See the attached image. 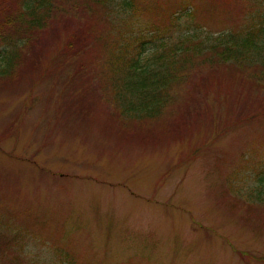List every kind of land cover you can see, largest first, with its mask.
I'll use <instances>...</instances> for the list:
<instances>
[{"label":"rangeland","instance_id":"rangeland-1","mask_svg":"<svg viewBox=\"0 0 264 264\" xmlns=\"http://www.w3.org/2000/svg\"><path fill=\"white\" fill-rule=\"evenodd\" d=\"M75 1L78 16L53 13L9 55L0 43V264H26L29 240L50 243L53 264H264V83L223 63L189 69L156 118L125 113L109 79L113 50L173 20L169 40L264 22V0Z\"/></svg>","mask_w":264,"mask_h":264},{"label":"trees","instance_id":"trees-1","mask_svg":"<svg viewBox=\"0 0 264 264\" xmlns=\"http://www.w3.org/2000/svg\"><path fill=\"white\" fill-rule=\"evenodd\" d=\"M17 1L20 7L14 11L12 3H16L15 0H0V43L8 48V55L9 48L13 47L16 50L17 43L22 41L24 36L26 37L24 30L37 32L46 26L50 32V28H54L51 24L53 13L61 14L64 11L72 16H78V12L81 11L76 8L74 13L71 11L73 6L77 7L75 0ZM57 1H60L58 9L56 8ZM86 1L91 2L94 8H96L94 4H99L101 7L110 5L109 0ZM120 3L124 8H133L131 0H121ZM255 18V14H252L249 22L235 31L206 33L205 38L203 35L195 34L169 40L172 28H175L173 20L168 28L160 30L156 36L146 37L139 41L136 46L129 49L128 55L125 54V50L115 49L118 46L114 42L111 47L112 50L115 49L111 55L112 64H109L112 73L109 79L111 85L114 86L115 95L112 98L113 101L120 99L125 107L124 111H127L125 113L141 111L142 114H152L159 118L166 113L165 106L175 102L176 87L189 81L186 75L188 74L187 70L208 67L206 65L214 67L219 63H223L220 68L229 65L250 76L251 79L264 83V24H262L264 22L259 18H257L259 20L257 22ZM69 20L71 19H68L66 23H60L62 28L65 26L67 29L66 50L69 52V58L73 54L80 58L79 50L82 54L88 47L83 43L84 30L82 25L76 24L74 20ZM20 25H22V29H20ZM166 34L169 36L168 38L165 36ZM156 37L161 39L155 42L154 38ZM148 43H151L149 45L150 56L144 54ZM122 53L123 55H121ZM8 55L4 53V59L7 60ZM13 57L19 62L20 54L14 53ZM15 59H10L9 68L3 69L2 73L10 71L16 66L17 62L12 68V64H14L12 60ZM262 86L264 87V84ZM118 95L125 96L129 100L128 104H132L131 100H135V103L128 105L120 97H117ZM215 97H220V95H215ZM140 100L143 103L139 104ZM261 198L264 199V195ZM11 264H15V262Z\"/></svg>","mask_w":264,"mask_h":264},{"label":"clouds","instance_id":"clouds-1","mask_svg":"<svg viewBox=\"0 0 264 264\" xmlns=\"http://www.w3.org/2000/svg\"><path fill=\"white\" fill-rule=\"evenodd\" d=\"M26 264H53V250L50 243H38L35 240L25 242L20 250Z\"/></svg>","mask_w":264,"mask_h":264}]
</instances>
